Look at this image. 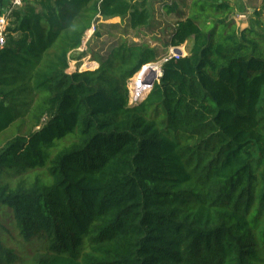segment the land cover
I'll return each mask as SVG.
<instances>
[{
	"label": "trees",
	"instance_id": "obj_1",
	"mask_svg": "<svg viewBox=\"0 0 264 264\" xmlns=\"http://www.w3.org/2000/svg\"><path fill=\"white\" fill-rule=\"evenodd\" d=\"M153 1L24 0L11 13L0 133L22 121L0 178L46 169L52 185L0 184L14 230L40 243L24 256L0 237V264H264V8L240 31L224 0H193L170 39L188 55L135 106L130 80L160 59L150 45L119 40L98 69L68 73L100 21L152 30Z\"/></svg>",
	"mask_w": 264,
	"mask_h": 264
},
{
	"label": "rangeland",
	"instance_id": "obj_2",
	"mask_svg": "<svg viewBox=\"0 0 264 264\" xmlns=\"http://www.w3.org/2000/svg\"><path fill=\"white\" fill-rule=\"evenodd\" d=\"M155 16H157L158 21L162 22V23H157V25L162 26V28H158V30H156L157 34H164V33H166V31H168V33H167L168 38L162 37V40H158L157 37L152 35L151 29L147 30V32H146L147 34L145 36L140 35L139 32H130L128 34H124L122 31V28L119 29L118 31H116V33L110 32V34H109L106 32V35L110 36L109 38H104L102 40H95V39L91 40V38H87L84 41L82 48L77 53L74 54V56L77 58L78 56H80V54L86 52L87 57H85L81 61H76V62L72 61L71 67L68 70V73L72 74L77 70H79L80 72L96 70V65L98 64V66H99V63L94 62V56H99V57L105 56L107 54V52H109V50L118 43L119 40L127 41L128 43H131V44H133V42L135 43V40H137L138 44H141V45L147 44V45H150L151 47H154V48H155V46H157L156 48H158L160 50V51H158L160 59L155 64L161 65L162 60L170 55V51H171L172 47L169 44L170 39H171V38H169V28L171 30L170 26L172 23H174L173 25L175 26V24L177 22V17L171 16V17H167L168 18L167 20H164V19L160 18V14H158V13L157 14L155 13ZM109 24L115 25L118 23H111L110 22ZM169 24H170V26H169ZM172 32H173V30H172ZM172 32L170 33V36H171ZM158 41H161L162 43H160ZM173 49H181L183 51V53L185 54V56L188 55L187 54L188 48L186 46H182L180 48H173ZM87 60H88V64H89L88 68L86 70H83V68H81V67H84L85 62ZM95 63H97V64H95ZM133 80L130 83V87H131ZM17 110L19 111L18 114L22 116L21 107L17 106ZM21 121H22L21 118L18 119V116H17L15 119V122L13 123L14 126L10 127L6 131L0 133V149L8 141H10L16 135L19 134L17 130L21 124ZM16 123H18V124L15 125ZM70 139H71V137H69L63 141L55 143L46 152V154H45L46 160L49 161L50 158L55 157L56 154H58V152L62 151L66 146H68L70 144ZM36 170H38V171L32 172V170H29L32 173H30L27 178H25V176H22L21 178H19L15 170L6 169L5 172L2 173V176L0 178V184L7 182L8 184L15 187L19 183V181L21 182V181L26 180L28 182L34 183L35 180L37 179V176L40 175L41 181L44 185H46V186L52 185V180L49 177L48 173L46 172V169H43V170L36 169ZM12 211L13 210H11V208H9V207H2L0 209V226H3L4 230L7 229L11 232V234L8 235L9 236L8 237L7 235H5L3 233L4 231L0 230V237L2 238V240H4L7 243V245L10 248L14 249L20 255L22 253L24 256L29 255L31 252L37 250L40 247V243L37 240H34L32 242H29V243L23 241V239L18 235L19 232L14 230V228H13V225H12L13 224V212Z\"/></svg>",
	"mask_w": 264,
	"mask_h": 264
},
{
	"label": "crops",
	"instance_id": "obj_3",
	"mask_svg": "<svg viewBox=\"0 0 264 264\" xmlns=\"http://www.w3.org/2000/svg\"><path fill=\"white\" fill-rule=\"evenodd\" d=\"M224 1H225V3L227 5H229V7H231V10L233 11V13L236 14L235 15V19L240 17V16H245L246 18L248 17L247 18V20H248L251 17L252 14H254L255 12H259V11H261V9L264 8V0H224ZM192 3H193V0H154L153 2H151V4H152L151 7H152V10H153V15L154 16H155V13L156 14L158 13V14H160V18H162L164 20H167L168 19L167 17H171V16L177 17V19H178V17H179L178 14L179 13H181L183 15L185 14L186 16L188 15L189 7L192 5ZM173 4L178 6L177 7V11L175 13H172V14L168 15L167 12H166V7L165 6H171ZM236 20H238V19H236ZM110 22L111 23H118V24L112 25V24H109ZM157 23H162V22L158 21L157 16H155L154 26L152 27V35L157 37L158 40H162V37L168 38L167 37L168 31H166V33H164V34H157L156 30H158V28H162V26L157 25ZM173 24L174 23H172L171 26L169 24V26L171 27V30L169 28V38H171V36H172V35L170 36V33L174 29V25ZM119 25H120V29L124 27V25H122V22H121L120 18H115V19L110 20V21H100L98 24L93 26L92 29L87 33L84 41L87 38H91V40L95 39V37H94L95 28H98V29L101 28L100 30L103 32L102 38L95 39V40H102L104 38H109L110 36L106 35V32L110 34V32L116 33V31H118V30L111 31L109 29H105V26H108L109 28H111V27H116V26H119ZM248 26L249 25H247V29H248ZM146 32H147L146 29H142V30L139 31L140 35H143V36H145L147 34ZM158 42L162 43L161 41H158ZM135 43L138 44V41L135 40ZM83 44H84V42H83ZM156 47L157 46H155V48ZM152 48H154V47H152ZM155 50L157 52L160 51L158 48H156ZM95 64H97V63H95ZM98 68H99V66L97 64V68L96 69H98Z\"/></svg>",
	"mask_w": 264,
	"mask_h": 264
},
{
	"label": "built area",
	"instance_id": "obj_4",
	"mask_svg": "<svg viewBox=\"0 0 264 264\" xmlns=\"http://www.w3.org/2000/svg\"><path fill=\"white\" fill-rule=\"evenodd\" d=\"M24 0H3L1 14H0V49L6 43V31L9 24V18L14 10H17L23 6ZM5 4V5H4ZM4 5V6H3ZM177 50L181 53L177 54ZM185 57V54L181 49H171L170 55L162 60L161 65L151 63L143 66L140 72L130 80L129 92H130V105L135 106L142 103L146 97L153 90L154 86L159 83L162 77V66L169 59H179ZM133 80L131 87L130 83Z\"/></svg>",
	"mask_w": 264,
	"mask_h": 264
},
{
	"label": "water",
	"instance_id": "obj_5",
	"mask_svg": "<svg viewBox=\"0 0 264 264\" xmlns=\"http://www.w3.org/2000/svg\"><path fill=\"white\" fill-rule=\"evenodd\" d=\"M2 3H3V0H0V14H1ZM236 24H237L238 29L240 31H243V30L247 29L248 20H247V18L245 16H240L238 18V20H236ZM176 52L179 55L181 53L179 50H177Z\"/></svg>",
	"mask_w": 264,
	"mask_h": 264
},
{
	"label": "bare ground",
	"instance_id": "obj_6",
	"mask_svg": "<svg viewBox=\"0 0 264 264\" xmlns=\"http://www.w3.org/2000/svg\"><path fill=\"white\" fill-rule=\"evenodd\" d=\"M88 60L85 62V65H84V67H81V68H83V70H86L87 68H88Z\"/></svg>",
	"mask_w": 264,
	"mask_h": 264
}]
</instances>
